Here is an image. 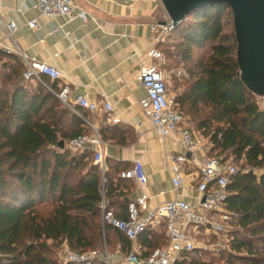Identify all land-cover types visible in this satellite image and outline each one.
Masks as SVG:
<instances>
[{
  "label": "trees",
  "instance_id": "16d2710c",
  "mask_svg": "<svg viewBox=\"0 0 264 264\" xmlns=\"http://www.w3.org/2000/svg\"><path fill=\"white\" fill-rule=\"evenodd\" d=\"M173 35L179 41L169 44ZM207 45L174 97L175 108L206 140L209 158L241 165L227 186L233 232L222 259L264 264V173L254 172L264 169V110L240 80L231 10L218 4L192 12L157 49L164 53L167 47L173 59L190 63L193 51ZM11 59L14 66L0 78V264H59L63 244L78 253L117 245L128 253L132 243L103 225L100 209L105 199L116 218H127L123 191L132 184L119 176L127 165L107 160L102 173L91 150H60V141L66 145L91 130L59 100L55 82L43 78L28 89L20 80L22 63ZM117 130L107 127L99 134L120 143ZM136 242L142 256L164 247V226L146 229ZM196 253L182 254L175 264H210L199 262Z\"/></svg>",
  "mask_w": 264,
  "mask_h": 264
},
{
  "label": "crops",
  "instance_id": "0c3cea01",
  "mask_svg": "<svg viewBox=\"0 0 264 264\" xmlns=\"http://www.w3.org/2000/svg\"><path fill=\"white\" fill-rule=\"evenodd\" d=\"M73 1L95 22L89 20L84 23L68 17H42L33 7L35 0H0V22L17 27L12 36H7V30L0 23V78L14 66L12 57L20 60L23 71L25 59L53 66L61 77L53 81L42 76V80L44 78L50 83L55 82L59 91L64 87L68 88L67 97L73 105L72 108L64 105L91 132L94 129L99 133L101 129L113 127L119 130L117 133H121L120 143L114 139L103 140L99 134L106 144L105 164L107 160L122 162L127 165V169L136 161L142 164L147 176V183L142 191L148 197L149 208L153 209L160 203L177 197L190 201L196 195L193 189L196 168H186V186L175 193L170 181L168 157L181 154L178 138L174 135L160 137L138 104L145 96V91L135 77L141 68L150 63L149 52L159 45L155 41L159 30L153 32L150 27L168 21L160 2ZM30 20H36L37 28L27 26ZM20 80L30 90H34L40 83L35 80L24 81L22 75ZM78 97H86L89 101L110 102L113 114L118 119L117 123L108 121L101 112L80 108L75 104ZM256 99L259 107L264 110V98ZM202 140L204 149L199 153V159L203 162L209 156L207 142ZM254 172L261 175L264 169ZM122 180L128 185L132 184L130 191H123L125 195L122 202L127 204L124 200H134L139 196V189L135 182ZM131 245L143 254L137 242ZM65 247L67 245L63 244L61 250ZM119 248L117 245V251Z\"/></svg>",
  "mask_w": 264,
  "mask_h": 264
},
{
  "label": "built area",
  "instance_id": "2783aa9c",
  "mask_svg": "<svg viewBox=\"0 0 264 264\" xmlns=\"http://www.w3.org/2000/svg\"><path fill=\"white\" fill-rule=\"evenodd\" d=\"M33 7L42 17L49 19L68 17L84 23L89 20L95 22L73 0H35ZM2 26L7 30V36H12L17 30L14 24ZM27 26L37 28L36 20H30ZM150 28L153 32L159 30L155 38L157 43L164 42L172 31L169 20L165 25H151ZM148 57L150 63L141 68L135 77L145 91V96L138 104L160 137L174 135L178 138L181 154L168 157L172 189L177 193L186 186L185 170L194 166L196 176L193 179V189L196 195L190 201L177 197L160 203L153 209L149 208L148 197L142 191L147 183V176L142 164L136 161L119 175L121 179L135 182L139 189V196L127 203V218H116L112 211L107 210V201L103 199L100 205L101 221L103 225L121 231L132 244L146 229L164 226L166 245L146 256H142L134 248L122 254L119 251L110 253L105 247L85 253L74 252L65 247L59 252L62 264H92L97 261L103 264H175L182 254L196 250L198 239L224 235L225 225L229 226L234 217L233 213L226 210L229 195L227 186L238 169L233 163L222 162L218 158L200 161L199 153L204 149L203 140L189 128L185 118L175 108V100L167 88L164 72L159 69L164 62V56L159 50L153 49ZM24 66V81L35 80L42 83V76L53 81L61 77L56 68L46 63L25 59ZM67 94L68 88L64 87L57 97L67 107L72 108L73 104L69 102ZM75 104L90 112L103 113L112 123L118 121L111 103L106 100L96 102L89 101L86 97H78ZM66 148L74 152L91 150L94 154L93 165L98 166L102 173L106 171V144L96 130L69 140Z\"/></svg>",
  "mask_w": 264,
  "mask_h": 264
},
{
  "label": "water",
  "instance_id": "95a60500",
  "mask_svg": "<svg viewBox=\"0 0 264 264\" xmlns=\"http://www.w3.org/2000/svg\"><path fill=\"white\" fill-rule=\"evenodd\" d=\"M176 29L192 12L224 4L231 10L240 80L254 96L264 98V0H158ZM165 22L159 25H165ZM64 149V141L58 143ZM253 174L252 171H249ZM128 203V199L124 200Z\"/></svg>",
  "mask_w": 264,
  "mask_h": 264
},
{
  "label": "rangeland",
  "instance_id": "374dc122",
  "mask_svg": "<svg viewBox=\"0 0 264 264\" xmlns=\"http://www.w3.org/2000/svg\"><path fill=\"white\" fill-rule=\"evenodd\" d=\"M231 24H229V26L226 27V31H229L231 29ZM173 31V29H172ZM171 31V32H172ZM170 32V34H171ZM170 34L168 35V37L164 40V42L169 38ZM175 38V39H174ZM179 39H176L175 35H173V40L172 37L170 38V40L168 41V43H173V42H178ZM162 42V43H164ZM167 44V42H166ZM209 45H207L205 47L204 50H195L192 53V58L193 61H191L190 63H180L179 60L177 59H173L172 56L168 55V48H164V53L161 52V50H159L163 56L165 58H167V55L169 57V59L164 60V62L161 64L160 66V70L164 72V76H165V81L167 84V88L170 91V94L173 97H176L177 94H179L182 89H183V85L186 81L187 78H189V73L188 71H192L193 69V65L195 64L196 60L198 57L201 56V54L204 51L208 50ZM174 60V62H173ZM73 152V151H71ZM231 159V158H230ZM228 159V161L231 163L232 161ZM91 162V161H89ZM233 165L239 169L240 168V163H236L234 162ZM225 233L222 236H215V235H211L209 237H205V238H201L198 239V243H197V248L195 251H197L198 253H196L195 257L198 259L199 262H207L210 264H228L225 262L224 259H222L221 256H223V253L229 250V241H230V235L231 232H233V228L229 225H225ZM108 251L111 253H115L114 251H116V247H112V246H108L107 247ZM61 250V249H60ZM59 250V252H60ZM100 250V249H99ZM98 251V250H97ZM58 252V262L59 264H62V262L60 261V254ZM233 264H238L236 261L233 262Z\"/></svg>",
  "mask_w": 264,
  "mask_h": 264
}]
</instances>
